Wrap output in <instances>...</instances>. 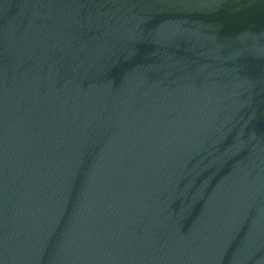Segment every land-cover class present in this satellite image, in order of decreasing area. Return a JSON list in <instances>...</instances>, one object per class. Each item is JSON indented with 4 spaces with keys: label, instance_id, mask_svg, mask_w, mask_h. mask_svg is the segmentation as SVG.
I'll return each instance as SVG.
<instances>
[{
    "label": "water",
    "instance_id": "obj_1",
    "mask_svg": "<svg viewBox=\"0 0 264 264\" xmlns=\"http://www.w3.org/2000/svg\"><path fill=\"white\" fill-rule=\"evenodd\" d=\"M0 264H264V0H0Z\"/></svg>",
    "mask_w": 264,
    "mask_h": 264
}]
</instances>
